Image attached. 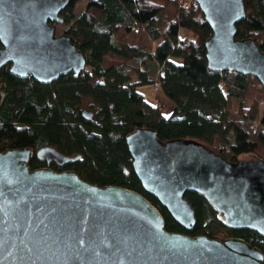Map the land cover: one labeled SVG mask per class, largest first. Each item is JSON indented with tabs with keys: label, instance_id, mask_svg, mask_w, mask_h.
Listing matches in <instances>:
<instances>
[{
	"label": "water",
	"instance_id": "water-1",
	"mask_svg": "<svg viewBox=\"0 0 264 264\" xmlns=\"http://www.w3.org/2000/svg\"><path fill=\"white\" fill-rule=\"evenodd\" d=\"M213 30L205 43L211 70L249 73L264 89V52L251 37L239 38L245 0H195ZM70 0H0V72L50 84L85 71L87 58L69 34H57ZM84 118H93L86 109ZM134 171L186 231L197 225L187 192L203 193L226 226L264 234V161H231L199 142L163 143L156 130L127 138ZM31 149L0 152V264H264L247 240L192 236L166 229L163 214L126 186L88 183L58 171L82 156L56 148L36 152L47 167L31 170Z\"/></svg>",
	"mask_w": 264,
	"mask_h": 264
},
{
	"label": "trees",
	"instance_id": "trees-1",
	"mask_svg": "<svg viewBox=\"0 0 264 264\" xmlns=\"http://www.w3.org/2000/svg\"><path fill=\"white\" fill-rule=\"evenodd\" d=\"M70 1L63 11L65 33L86 55L87 67L50 84L32 76L18 78L4 67L0 152L31 149V170L47 167L36 154L47 146L71 157L81 155L65 171L88 183L123 185L145 195L163 214L169 231L221 241L234 236L264 253L263 233L229 228L203 193L186 195L195 209V228L188 232L177 224L145 191L127 140L136 130L149 128L163 143L199 142L231 161H264L261 81L249 73L209 68L205 43L213 30L195 0H92L80 16L74 9L81 0ZM245 4L247 16L238 24L237 37L253 38L264 52V0ZM106 58L121 65L105 68ZM160 65L162 90L176 105L169 116L165 103L150 104L139 91L153 82ZM87 102L86 109L94 113L90 120L83 116Z\"/></svg>",
	"mask_w": 264,
	"mask_h": 264
},
{
	"label": "crops",
	"instance_id": "crops-1",
	"mask_svg": "<svg viewBox=\"0 0 264 264\" xmlns=\"http://www.w3.org/2000/svg\"><path fill=\"white\" fill-rule=\"evenodd\" d=\"M182 33L183 34H186L185 30L183 31L182 30ZM104 67L105 68H110V67H117L119 65H121V62L119 61H114V60H111L109 58H106L105 62L103 63ZM162 65L159 66V69ZM158 69V71H159ZM158 71H157V74L155 76H151V79H152V83L150 85H145V86H140L139 87V91H141L145 96H146V99L147 101L150 103V104H155L157 101H161L163 103H165L167 105V110L165 112V115L166 116H169L171 115V113L173 112L174 108L176 107V105L174 104V102H172L167 95H165L164 91L162 90L161 88V91L160 92H155L154 89H153V86H154V82L156 81L157 77H158ZM151 87V88H150ZM149 88V90H145ZM153 95V96H151ZM148 96L152 97L150 100L148 98ZM55 165V164H53ZM57 165V164H56ZM58 166V165H57Z\"/></svg>",
	"mask_w": 264,
	"mask_h": 264
},
{
	"label": "rangeland",
	"instance_id": "rangeland-1",
	"mask_svg": "<svg viewBox=\"0 0 264 264\" xmlns=\"http://www.w3.org/2000/svg\"><path fill=\"white\" fill-rule=\"evenodd\" d=\"M90 1H92V0H81V2H79L77 5H76V7H75V9H74V12H75V15L76 16H80L81 14H82V11L84 10V8L87 6V4L90 2ZM67 29V27L65 26V25H63V24H61L60 26H58L57 27V34L58 35H61L62 33H65V30ZM186 32H188L187 30H186ZM189 33V32H188ZM190 34V33H189ZM151 88V87H150ZM153 89H154V91L157 93V92H160L161 90H157L156 88H155V86H153ZM146 91L147 90H149V88H147V89H145ZM151 96H153V95H151ZM149 97L148 96V98H149V100L152 98V97ZM153 99V98H152ZM263 102V103H262ZM86 108H89V102H87L86 103V105H85V109ZM264 100H262L261 101V103H260V112H261V114H260V116L262 117L263 116V114H264ZM250 159V158H249ZM215 230V229H214Z\"/></svg>",
	"mask_w": 264,
	"mask_h": 264
},
{
	"label": "built area",
	"instance_id": "built-area-1",
	"mask_svg": "<svg viewBox=\"0 0 264 264\" xmlns=\"http://www.w3.org/2000/svg\"><path fill=\"white\" fill-rule=\"evenodd\" d=\"M163 69H164V66L162 65L161 67H160V69H159V71H158V77H157V79H156V81L153 83L154 84V86H155V88L157 89V90H161V88H162V82H161V80H160V77H161V74H163L162 72H163ZM263 103V102H262Z\"/></svg>",
	"mask_w": 264,
	"mask_h": 264
},
{
	"label": "flooded vegetation",
	"instance_id": "flooded-vegetation-1",
	"mask_svg": "<svg viewBox=\"0 0 264 264\" xmlns=\"http://www.w3.org/2000/svg\"><path fill=\"white\" fill-rule=\"evenodd\" d=\"M245 160H251V159H245ZM47 166H49V165H47ZM52 166V164H50V167ZM57 170L58 171H65V169H64V167H59V166H57ZM222 216H223V220H224V214L222 213ZM239 230H241V229H239Z\"/></svg>",
	"mask_w": 264,
	"mask_h": 264
}]
</instances>
